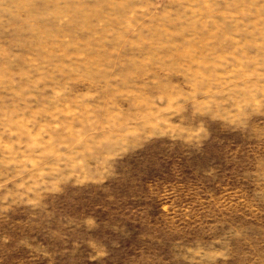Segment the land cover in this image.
I'll list each match as a JSON object with an SVG mask.
<instances>
[{"label":"rangeland","instance_id":"374dc122","mask_svg":"<svg viewBox=\"0 0 264 264\" xmlns=\"http://www.w3.org/2000/svg\"><path fill=\"white\" fill-rule=\"evenodd\" d=\"M0 264H264V0H0Z\"/></svg>","mask_w":264,"mask_h":264}]
</instances>
